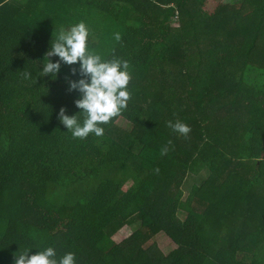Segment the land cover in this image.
Returning <instances> with one entry per match:
<instances>
[{
  "label": "trees",
  "instance_id": "16d2710c",
  "mask_svg": "<svg viewBox=\"0 0 264 264\" xmlns=\"http://www.w3.org/2000/svg\"><path fill=\"white\" fill-rule=\"evenodd\" d=\"M204 2L0 0V264L48 246L76 264H264V0L212 15ZM80 21L102 58L128 62L145 100L84 139L59 120L81 111L68 89L78 63L39 73L60 26ZM35 130L46 167L18 164L3 141ZM121 226L132 231L116 243ZM159 233L174 245L165 254L145 243Z\"/></svg>",
  "mask_w": 264,
  "mask_h": 264
},
{
  "label": "clouds",
  "instance_id": "9594fccd",
  "mask_svg": "<svg viewBox=\"0 0 264 264\" xmlns=\"http://www.w3.org/2000/svg\"><path fill=\"white\" fill-rule=\"evenodd\" d=\"M90 32L88 26L80 21L67 28L60 26L50 42L42 60L40 76L57 78L61 64L79 65L72 69L73 75H79L78 80H69V91L75 90L80 96L75 100V106L81 111L76 115H66L65 109L59 111V120L73 138L84 139L89 134L97 137L104 134L102 125L107 124L113 117L121 114L127 108L131 93L128 85L130 73L128 62L118 58L104 59L89 46ZM51 57H57L52 61ZM25 73V78H30ZM169 126L176 132L187 135L188 125L182 122L171 123ZM167 151V149H163ZM31 249L17 250L14 264H76L74 252H66L57 259L56 250L45 247L29 254Z\"/></svg>",
  "mask_w": 264,
  "mask_h": 264
},
{
  "label": "rangeland",
  "instance_id": "374dc122",
  "mask_svg": "<svg viewBox=\"0 0 264 264\" xmlns=\"http://www.w3.org/2000/svg\"><path fill=\"white\" fill-rule=\"evenodd\" d=\"M230 1L231 0H205L202 6V11L207 15L216 14L219 11L227 10L223 7H227ZM129 100L141 104L145 102L142 97L137 98L135 95H131ZM40 136L41 133L39 131H25L19 132L18 137H16V139L11 137L10 135H7L4 136V140H2L8 143L9 149L17 158H19L18 164H28L30 162L33 165L46 167L48 164V160L52 157V154L50 156L46 154V149H44L45 146L43 143L44 137ZM6 160L7 163L12 164V162H10L13 160L12 153L7 154ZM130 184L131 182H127L126 184H124L122 189L126 190L130 186ZM194 184L195 183L192 179L186 178L185 180H183V184L179 186V189H181V197L184 200L190 201L192 199V196L195 194L196 190V185ZM131 231L132 230L130 227L121 226L114 233H112L111 239L116 243H120L129 236ZM146 240L148 242L145 243H154L158 247V249L164 254L174 248L173 243L168 240V237L165 236L163 233L155 235L150 240L149 238H146Z\"/></svg>",
  "mask_w": 264,
  "mask_h": 264
}]
</instances>
